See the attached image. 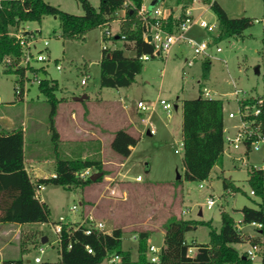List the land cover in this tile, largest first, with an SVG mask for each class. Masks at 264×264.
I'll use <instances>...</instances> for the list:
<instances>
[{
    "label": "rangeland",
    "instance_id": "obj_1",
    "mask_svg": "<svg viewBox=\"0 0 264 264\" xmlns=\"http://www.w3.org/2000/svg\"><path fill=\"white\" fill-rule=\"evenodd\" d=\"M44 1L70 14L78 16L85 14L78 0ZM89 1L95 8H99L100 0ZM213 1L218 2L229 17L250 18L253 24L240 36L228 38L219 43L213 42L209 50L210 58L205 56L195 58L188 44H178L166 59L152 58L149 61H142L141 71H136L135 74L132 73L133 71L125 73L127 83L117 87L113 81L124 80L121 68L130 63H112L109 78L113 80L103 84L101 60L104 47L108 50L123 47V41H120L117 35L127 22L126 11H121L118 18L111 24L110 38L106 42L102 39L104 27L90 30L82 38L64 39L61 35L60 21L54 16H45L41 22H26L18 28L9 29L10 35L17 38L23 51L21 56H8L0 63V117L14 118L16 121L14 129L22 128L21 122L23 121H26L28 128H34L32 132L34 135L29 141L32 148L36 149L41 156L45 154L55 159L59 155L61 158H69L66 153L73 147L66 142H61L56 148L52 134L47 133L51 107L46 95L40 90L38 82H32L35 78L57 80L55 95L60 101L73 104L74 98L86 96L82 107L87 111L90 108L96 111L93 105L102 101L104 109L109 111L110 119L107 128L110 130L124 128L127 117L142 123V119L146 118L147 114H137L135 103L140 100L150 102L166 100L174 106L171 119L160 105L157 106L162 121L155 119L154 124L158 125L160 133L152 138L147 135L142 136L138 148L124 169L125 172L123 171V173L128 171L127 178H122V176L117 178L119 168L114 166L107 168L106 166L104 170L106 175L116 177L113 183L119 184L120 190L127 193L126 199L110 200L106 203V209L102 206L99 208L98 213H104L105 217L108 216L105 214L111 211V205L117 210L115 215L109 213L107 226L96 212L92 213L90 218L84 216L85 207L81 204L87 190L85 191L86 188L80 186L69 190L61 186L49 185L42 192V198L47 200L54 222L66 219L77 223L82 220V217L83 219L86 217L88 223H104L107 233L119 227L125 231L123 248L134 250L132 253L137 256L136 242L130 237L140 230L151 232L152 229L154 230L153 223L164 228L166 220L210 221L213 228L219 232L223 212L229 213L236 222H241L243 207H259L262 198L258 195H251L253 188L250 179L253 173L251 169L263 165L262 153L245 156L246 162L243 163L240 159L242 154L234 153L230 156L229 152L225 151L221 162L214 166L209 178L204 181L186 180L183 152L175 153L178 149V142L183 139V100L197 98L203 88L217 93L218 98L224 100V121L225 128L228 129L232 123L228 118V113L237 111L239 100L264 97V0H198L196 5H206L201 10L203 18L218 25L216 15L207 5ZM192 3L193 1L190 4ZM143 7L152 12L158 7L181 10L182 5L178 6L176 0H165L164 2L144 0ZM219 35V29L215 34L209 35L195 27L187 34V37L194 38L197 42L202 40L212 42ZM114 36H117L116 40H113ZM45 41H48V46H45ZM217 48H221L222 51L218 53ZM29 53L31 60L25 64V57ZM41 54L45 55L46 61H37V57ZM125 54L134 55L132 52ZM186 59L194 61V65L189 67ZM207 61L210 63V68L208 77L204 78L203 67ZM57 66L62 69L58 70ZM19 67L26 69L23 82L26 95L23 100L15 95L16 88H20L17 76L12 72H7V69L14 71ZM86 77H88L87 84L82 85V80ZM235 91L239 92L238 96L234 94ZM83 109L79 107L76 110L79 124H83L81 121ZM65 111V107L63 109L61 107L60 115L64 116ZM86 120H89V117ZM1 121L0 131H6L1 128L3 126ZM167 123L174 127L171 135L166 133L165 124ZM89 146L79 145L76 151L91 150ZM110 149V146L107 147L104 154L105 159L117 158L118 155ZM56 152L58 155L55 154ZM73 158L81 157L77 155ZM100 158L99 155L88 157V159L96 160ZM119 158L122 159L120 156ZM53 170L54 166L50 163L44 167L45 174H50ZM138 177L141 178L140 182L136 181ZM225 179L233 184V187H230L233 192L231 194H227V189L224 187ZM110 181L112 179H105L104 176L100 183H94L93 188L87 193V198L95 203L101 195L107 196L105 184ZM209 198L216 200V204L211 209L207 207ZM127 204L128 209L125 208ZM73 207H76V210H72ZM105 219L107 218H103ZM25 227L28 229H23L19 237L5 247L4 253L7 257L22 258L24 264H42L47 261L56 262L60 259L55 225L30 223ZM242 230L246 236L245 242L233 246L240 255L248 256L247 252L251 248L248 237H257L259 233L251 224L242 223ZM210 231L207 225L200 224L195 230L186 233V241L192 246L189 255L196 254L197 249L194 246L210 243ZM14 233V231L9 233L5 240L0 237V245L9 241ZM44 237L48 239L45 244L42 243ZM162 239L160 233H154L153 244L161 249ZM40 248H44L43 253L40 252ZM263 253L264 248L261 246L256 258L251 259L252 263L260 264ZM37 257L41 258L42 263L34 261Z\"/></svg>",
    "mask_w": 264,
    "mask_h": 264
},
{
    "label": "trees",
    "instance_id": "obj_2",
    "mask_svg": "<svg viewBox=\"0 0 264 264\" xmlns=\"http://www.w3.org/2000/svg\"><path fill=\"white\" fill-rule=\"evenodd\" d=\"M85 11L82 16L62 11L56 6L44 0H0V63L8 56L19 57L22 55V47L17 38L10 35V28H18L26 22H41L45 16H54L60 21L61 35L64 39L82 38L88 31L104 27L103 41H107L105 32L110 30L111 24L118 18L121 11H126L127 22L123 25L119 37L123 41L121 49L103 50L101 60L103 84L113 78H109L110 66L114 62L121 64L122 74L125 76L129 71H141L144 55H153V46L143 39L145 25L139 14L144 0H100L99 8H95L89 0H78ZM165 1V0H161ZM193 0H176L178 6H188ZM128 2V4H126ZM183 9V11H184ZM211 9L218 19L220 35L212 42L240 36L252 24L250 18H231L221 5L213 1ZM184 13L181 18H183ZM172 23V19H170ZM180 19L174 21L180 23ZM172 24L170 25V29ZM113 40H116V37ZM132 52L128 56L125 53ZM127 68L126 70H123ZM210 63L205 62L203 77H208ZM12 72L17 76L20 84V94L23 96V82L26 74L24 67H19ZM126 73V74H125ZM121 74V75H122ZM109 78V79H108ZM52 81V83H51ZM43 79L39 88L47 97L51 107L49 114V127L58 146L59 135L55 127L58 104L55 92L57 80ZM115 81V80H114ZM120 81V80H118ZM127 83V81H125ZM257 99H247L241 102L243 107L253 108ZM183 126L182 137L184 142L183 164L185 168V179L188 181H204L211 174L214 166L221 162L224 153V100L204 99L202 92L194 99L182 101ZM264 121V116L262 117ZM140 139L132 136L124 129L114 133L111 142L112 151L122 158H128L131 148L135 147ZM87 169L92 170V175L101 173L102 176L96 182L91 176L81 178L80 173ZM55 176L40 178L33 182L25 168V138L22 128L12 131H0V223H52L61 226L59 235L60 259L56 262H44L42 264H101L109 260L111 264H253L246 255H240L234 244L244 243L246 236L242 229L238 228L235 219L227 212L221 215L222 226L217 232L212 223L173 219L164 224L165 238L164 246L160 252L158 262L149 259L150 231H139L137 236L136 260L132 258L130 250L123 248L124 231L121 228L114 229L112 233H104L95 230L92 234L85 233L84 223H74L66 219L54 222L51 218L49 205L36 197L38 188L54 185L66 189L73 187H87L103 180L106 173L101 160L82 158H61L59 155L55 164ZM180 180V179H179ZM250 184L255 195L262 198L258 208L245 206L242 208L243 224L253 222L262 224L258 230L257 237H248L251 245L264 248V171H254L251 174ZM225 189H230L233 184L224 180ZM207 225L211 231L209 244H198L194 246L197 252L194 256L189 255L192 247L186 241V233L195 230L198 225ZM92 250V253L88 251ZM25 251V250H23ZM22 251V252H23ZM119 257L118 261H113ZM1 264H24L22 258L4 259ZM260 264H264V253Z\"/></svg>",
    "mask_w": 264,
    "mask_h": 264
},
{
    "label": "built area",
    "instance_id": "obj_3",
    "mask_svg": "<svg viewBox=\"0 0 264 264\" xmlns=\"http://www.w3.org/2000/svg\"><path fill=\"white\" fill-rule=\"evenodd\" d=\"M198 0H193L192 4H189L184 9V6L181 7L180 12L174 11V9L170 8H155L152 12H149L143 6L139 12L141 15L145 30L143 32V39L146 43H149L153 46V55H144L140 58L141 61H149L152 58H160L166 59L172 52L173 48L178 44H188L193 52L194 57L205 56L210 58L209 50L210 46L213 42L209 40H202L197 42L194 38H188L187 34L192 31L195 27L204 31L206 34L212 35L215 34L219 29L217 24L210 23L205 18H203V13L201 10L205 8V6L196 5ZM128 4V2H126ZM210 8L212 3L207 4ZM184 9V11H183ZM183 18H181L182 14ZM172 19V23L170 21ZM180 19V23H176L174 21ZM264 23V21H263ZM172 24V28L170 29V25ZM110 30L105 32L106 37L110 38ZM45 46H48V41H45ZM106 49V47H104ZM221 48H217V52L220 53ZM26 59L24 60L25 64H28L31 60L30 53L26 55ZM37 61L43 62L46 61L45 55L41 54L37 57ZM186 63L189 67L194 65V61L186 60ZM58 70L62 68L57 66ZM88 77L82 80V85L87 84ZM29 80V79H27ZM37 81L38 84L41 83V80L35 78L32 82ZM20 88H16V94H20ZM202 97L204 99H216L218 98L217 93L213 91L203 88L201 90ZM23 95L25 94V90L23 88ZM236 96L239 95L238 91L234 93ZM250 98V97H249ZM249 98H242L238 101V109L237 111H230L228 113V118L233 122L232 126L228 129H224V151L231 150L233 152H237L242 154L241 161L243 163L246 162L245 156L248 157L252 153H262L263 154V165L261 167H253L251 170L254 171H264V121L262 117L264 116V97L257 100L256 105L253 108L249 106L243 107L241 102L243 100H247ZM158 105L162 107V109L166 112L168 116L171 115L174 106L170 104L166 100H158L156 102H150L145 100H140L136 103L138 110L142 112H154L158 109ZM184 149L183 140L178 142V149L175 150V153H181ZM92 170L87 169L84 172L80 173L81 178H87L92 176ZM137 180H141L139 177ZM202 187V185H201ZM42 188V187H41ZM233 193L231 189H227V194ZM114 195L115 193L112 192ZM251 195H255V191H251ZM216 204V200L214 198H209L207 201L208 209H211ZM72 210H76V207H73ZM85 222V223H84ZM83 223L86 225L85 233L87 235L92 234L93 231L98 230L104 233L105 225L102 222H93L88 223L84 221ZM251 225L257 230L262 229V224L253 222ZM238 228L242 229V221L237 222ZM55 233L57 238L61 233V226L57 225L55 228ZM59 241V239H58ZM260 247L257 245H251V248L248 250V257L254 260L257 256ZM190 250V249H189ZM88 251L92 253V250L88 248ZM40 252H44V248H40ZM161 250L155 246H149V259L152 262H158L160 259ZM119 257L111 260L118 261ZM36 263H41V258H35Z\"/></svg>",
    "mask_w": 264,
    "mask_h": 264
},
{
    "label": "crops",
    "instance_id": "obj_4",
    "mask_svg": "<svg viewBox=\"0 0 264 264\" xmlns=\"http://www.w3.org/2000/svg\"><path fill=\"white\" fill-rule=\"evenodd\" d=\"M162 2H164V1H162ZM174 11L180 12V10H177V9H174ZM126 69L127 68H124L123 70H126ZM113 82L115 83L116 87L126 84L125 81H121V80L120 81L115 80ZM25 95L26 94H24L22 97H19V99L23 100ZM82 103H84V100H82V101H75L74 100L73 104L68 103V101L65 102L62 100L59 102L58 109H57V115L55 117V127H56V130H57L58 135H59L58 143L66 142L68 145H70V146L72 145L73 149L70 148L67 151V153H66L67 157L73 158L74 156L78 155L81 158L86 159L91 155L92 156L99 155L101 157L100 160L102 161L104 170H106V166H107V168L114 166V167L119 168L118 169L119 171L116 175L117 178H119L120 176H122V178L126 177L128 171L126 173H123V171L125 172L124 169L126 168L127 163L132 158L134 151L138 148L139 142L135 147L131 148V154L128 158H122L121 157L122 159H120L119 155H118L117 158H114L111 160L105 159L106 155H104V154L107 150V147H109V146L111 147V142L113 140L114 133L118 130H110L107 128L108 123H109V119H110V117H108L109 111L107 109H104V107H103L104 104L102 103V101L101 102L99 101L98 103L93 105L95 107L96 111H94L92 108L88 109V111L85 110V108L83 109ZM135 105H136V103H135ZM61 107H62V109L65 107V110H66L65 113L66 114L64 113L63 114L64 116L60 115ZM79 107L84 110V113L81 116V121L83 124H79V122H78L79 117L77 116L76 110ZM175 107L177 108L176 105H175ZM136 109H137V114H139V115L147 114L146 118L142 119V123H140V122L138 123L134 119L127 117V123H126L125 127L121 128V129L126 130L132 136H134L140 140L142 139V136H144V135H147L148 137H151V138L157 136L160 133V130L158 128V125L154 124V120L155 119H161V121H162L161 113L158 112L157 110L154 112L144 113V112L138 110L137 106H136ZM98 113H100V115ZM3 117H5V116L0 117V120H2L1 123L3 125L1 128H4L6 131L14 130V127L16 125L15 119L12 117H8V118H3ZM87 117H89V120H86ZM171 117H172V113L170 116H168V118L171 119ZM182 121H183V119H182ZM21 123H22L21 127H22V130L24 132V138H25V168H26V171L29 174L31 180L33 182H35L37 179H40V178L54 177L56 174L55 164H56L57 156L55 159L49 158V156H47L45 154L41 156L40 153H38V151L36 149H33L29 140H30V137H32L34 135L32 133L34 131V128H31V129L28 128L26 121H23ZM232 124H233V122L230 124V127L232 126ZM182 126H183V122H182ZM173 129H174L173 125H169V123L165 124L166 133H168L169 135L173 134ZM47 133L48 134L51 133L50 127L47 130ZM79 145L80 146L90 145L89 147H91L90 148L91 150H88V151L83 150L82 152H77L76 150L79 148ZM110 150H112V149H110ZM225 151H228L230 156H232L231 154L237 153V152H233L231 150H225ZM225 151H224V153H225ZM55 154L58 155L57 152ZM48 163H50L54 166V170L50 174H45L44 167ZM116 177H114L113 175H109V176L106 175L105 176V179L106 178L112 179V181H110V183L105 184L106 189H107L106 193L108 192V195H107L108 197L105 196V194H103L100 196V198L98 200H96L95 203L91 199L87 198L88 191L91 188H93V186L95 184H92L91 186L85 187L86 188L85 191L86 190L87 191L85 192L86 195H85V198L83 199V202L81 204L82 206L85 207L84 213H83L84 216L90 218L92 213H94V212H96L98 215L99 214L98 213L99 208L102 206L103 209H106L107 208L106 203L110 200L118 201L120 199L121 200H124V198L126 199L125 196L127 195V193L122 192L120 190L119 184L113 183V182H115ZM137 179H136V181L140 182V180H137ZM46 187H48V186L38 188L36 190V197L40 201L48 204L47 200L42 198V192L46 190ZM112 192H114L115 194L113 195ZM123 202H125V201H123ZM128 207H129V205L127 204L125 208L128 209ZM110 210L111 211H109L105 215L110 216V214L111 215L116 214L117 210L114 209V207L112 205L110 206ZM103 215H104V213L99 214L100 220L102 222H106L105 225L107 226L109 217L108 216L105 217ZM200 215H202V214L200 213ZM86 217H84V219L82 217V220L78 221V222L83 223L84 221H86ZM103 218H107V219L103 220ZM167 221L168 220H166L165 223ZM27 224H30V223H27ZM25 225L26 224L0 223V237L3 238V240H5L8 236V234L11 233L12 231H14L16 233V235L14 233V236L9 238L10 239L9 241L4 242L3 245H0V262L4 259H16L15 257L14 258L7 257L6 254L4 253V249H5V247L8 246L9 243H11V241H14L15 238L19 237L20 232L23 229H28L25 227ZM152 226H153L154 230L152 229V231H151V237L149 238V241H148L149 246H155L153 244V235H154V233H160L163 237L162 244L160 245V247L162 249V247L164 246V238H165L164 228H160L157 223H153ZM117 228H119V227H117ZM117 228L111 229L108 233H112V231L114 229H117ZM124 233H125V231H124ZM137 236H138V233H135V234H132L130 237L131 239H133L136 242V245H135L136 248L135 249H137ZM157 248L160 249L159 247H157ZM130 249H132V247ZM125 250H127V249H125ZM130 251L132 254V258L134 260H136L138 257V254H137V256H134L132 253V251H134V250H130ZM106 261L108 262V264H111L108 259L105 260L104 262H102L101 264H104Z\"/></svg>",
    "mask_w": 264,
    "mask_h": 264
},
{
    "label": "water",
    "instance_id": "obj_5",
    "mask_svg": "<svg viewBox=\"0 0 264 264\" xmlns=\"http://www.w3.org/2000/svg\"><path fill=\"white\" fill-rule=\"evenodd\" d=\"M85 98H86V96H84V97H79V98H74V100H75V101H82V100H84ZM101 176H102L101 173H96V174H94V175L91 176V180H92L93 182H96L97 179H98L99 177H101ZM179 179H180V177H179ZM47 241H48V239H47L46 237H44V238L42 239V243H43V244H45Z\"/></svg>",
    "mask_w": 264,
    "mask_h": 264
}]
</instances>
